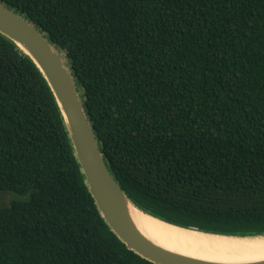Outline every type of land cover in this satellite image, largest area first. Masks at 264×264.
<instances>
[{"label":"trees","instance_id":"trees-1","mask_svg":"<svg viewBox=\"0 0 264 264\" xmlns=\"http://www.w3.org/2000/svg\"><path fill=\"white\" fill-rule=\"evenodd\" d=\"M66 53L105 161L168 223L264 235V0H0ZM0 264H153L107 227L41 73L0 34Z\"/></svg>","mask_w":264,"mask_h":264},{"label":"water","instance_id":"water-1","mask_svg":"<svg viewBox=\"0 0 264 264\" xmlns=\"http://www.w3.org/2000/svg\"><path fill=\"white\" fill-rule=\"evenodd\" d=\"M0 34L31 60L46 81L88 192L107 227L129 250L153 264H264V260L218 263L195 259L170 251L149 239L136 224L132 215L134 210L175 227L226 235L177 226L140 208L121 188L105 161L84 105L83 88L73 74L66 53L53 44L41 28L4 3H0ZM246 237L257 236L239 238Z\"/></svg>","mask_w":264,"mask_h":264},{"label":"bare ground","instance_id":"bare-ground-1","mask_svg":"<svg viewBox=\"0 0 264 264\" xmlns=\"http://www.w3.org/2000/svg\"><path fill=\"white\" fill-rule=\"evenodd\" d=\"M132 215L149 239L181 255L218 263L264 260V236L239 238L211 235L163 223L137 210Z\"/></svg>","mask_w":264,"mask_h":264},{"label":"rangeland","instance_id":"rangeland-1","mask_svg":"<svg viewBox=\"0 0 264 264\" xmlns=\"http://www.w3.org/2000/svg\"><path fill=\"white\" fill-rule=\"evenodd\" d=\"M15 199L19 197L10 192L0 191V207L9 206L10 202Z\"/></svg>","mask_w":264,"mask_h":264}]
</instances>
